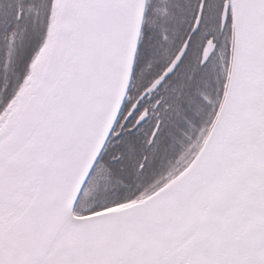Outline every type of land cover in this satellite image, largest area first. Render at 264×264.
<instances>
[{
	"label": "snow or ice",
	"instance_id": "obj_1",
	"mask_svg": "<svg viewBox=\"0 0 264 264\" xmlns=\"http://www.w3.org/2000/svg\"><path fill=\"white\" fill-rule=\"evenodd\" d=\"M0 264H264V0H0Z\"/></svg>",
	"mask_w": 264,
	"mask_h": 264
},
{
	"label": "rangeland",
	"instance_id": "obj_2",
	"mask_svg": "<svg viewBox=\"0 0 264 264\" xmlns=\"http://www.w3.org/2000/svg\"><path fill=\"white\" fill-rule=\"evenodd\" d=\"M8 73H11V65H9ZM194 144V142H193ZM192 145L186 144L184 148L181 150H178L173 156L170 158H167L165 161H163V170L164 171H171L174 168H177L179 166H182L183 164V157L186 150L190 149Z\"/></svg>",
	"mask_w": 264,
	"mask_h": 264
}]
</instances>
